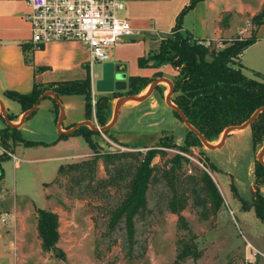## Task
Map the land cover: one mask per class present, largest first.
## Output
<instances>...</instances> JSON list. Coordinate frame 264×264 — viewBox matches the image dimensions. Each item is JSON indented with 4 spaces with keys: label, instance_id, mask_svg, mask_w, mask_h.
Masks as SVG:
<instances>
[{
    "label": "rangeland",
    "instance_id": "rangeland-1",
    "mask_svg": "<svg viewBox=\"0 0 264 264\" xmlns=\"http://www.w3.org/2000/svg\"><path fill=\"white\" fill-rule=\"evenodd\" d=\"M247 34H250L249 30ZM102 65L103 62H97L94 72L98 73ZM162 69L163 74L174 72L170 63L165 64ZM165 81L161 85H165L170 91L171 84ZM129 87V82L121 81L112 92L99 91L93 94L91 90L92 112L88 120L104 127L97 117V108L100 99L107 98L100 103L110 107L105 116L106 125H109L118 99L129 96ZM141 92L140 95L145 93ZM162 93L163 88L159 84L152 96L142 102L140 110L131 106L135 103L130 102L132 100L121 102L120 106L127 107L128 110L120 112L116 127L127 131H160L159 136L163 130H169L178 143H183L187 126L165 102L166 96L165 101L162 99ZM117 94L121 96L115 97ZM139 94L134 96H140ZM62 96L73 99L71 104L74 116H81L84 106V117L87 118L83 95ZM154 100L159 101L156 107L151 106ZM51 102L50 98L44 99L36 113L25 121L22 133L26 139L52 142L56 138L58 128L51 126V118L55 116L48 109ZM14 103L20 108V103ZM20 119H15L16 123ZM76 125L69 130L76 129ZM247 127L245 131L230 133L221 147L209 149L204 144L193 147V154L190 156L192 163L186 165L184 177L195 173V165L204 168L205 159L215 165L216 170L212 171V176L224 198L220 211L216 215L202 217L200 209L191 200L183 211L189 224L188 229L184 228L178 222V215L165 210L161 202L164 184H152L149 201L153 212L144 220L138 221V244L132 254L125 248L123 232L110 233L106 228L108 210L119 197L118 192L111 188L101 194L76 188L70 194L67 190L68 176H57L60 165L94 156V151L82 136L71 138L58 146L20 144L15 149L10 141V148L14 149V153L1 161L4 176L0 179V252L3 253L0 264H264V222L258 223L254 208H242V199L252 202L255 198L254 167L262 148L256 152L252 129ZM221 137L222 135L211 143L217 144ZM93 139L100 152L137 149L146 152L156 145H129L119 141L112 128L93 135ZM89 148L91 150L88 152ZM167 151L165 157L157 156L154 163L165 165V160L176 152L175 149ZM2 152L5 150L0 145V154ZM14 154L16 158L13 157ZM208 170L210 171L209 168ZM97 174L100 177L107 175L102 160L98 162ZM260 192L264 195V184L261 185ZM37 208L58 212L61 233L59 246L66 252V260L42 249L37 230ZM190 237L196 242L200 254L178 262V240H188ZM255 238L260 249L255 246Z\"/></svg>",
    "mask_w": 264,
    "mask_h": 264
},
{
    "label": "trees",
    "instance_id": "trees-1",
    "mask_svg": "<svg viewBox=\"0 0 264 264\" xmlns=\"http://www.w3.org/2000/svg\"><path fill=\"white\" fill-rule=\"evenodd\" d=\"M197 1L191 0L181 11L173 32L161 40L159 48L149 57L139 59L141 66H152L157 68V71L154 77H130L128 95H138L158 76H162L161 66L172 64L176 69L172 101L183 111L191 125L211 142L218 139L226 128L243 124L256 110L264 107V77L248 76L240 61L243 51L256 39L254 29L250 36H238L220 49L212 42L200 41L189 33H183V16ZM252 21L256 26L264 22V8L252 18ZM47 91H53L59 98L69 94L83 95L86 100L87 119L90 117L92 112L90 73L84 79L35 83L33 89L27 93L7 90L5 95L19 102L25 112ZM119 96L121 95H115ZM47 97L54 100L58 120L60 106L52 96ZM106 99L102 98L100 102ZM100 102L97 117L100 124L105 126L107 124L105 116L110 107L102 106ZM174 112L183 121L180 114L176 110ZM8 117L11 121L18 118L13 114H8ZM250 127L254 148L258 150L264 144V109L259 112ZM97 134L99 131L82 124L73 131L62 132L58 136L57 140L82 136L95 154L91 159L60 165L57 176H68L67 190L70 194L76 188L101 194L111 188L118 192L119 197L108 210L106 228L110 233L123 232L125 248L130 254L138 244V221L144 220L153 212L149 201L152 184H164L165 189L161 192L160 199L165 210L178 215L179 224L187 229L189 224L183 211L191 200L194 206L200 209L202 217L216 215L223 206V195L212 176V171L216 170L212 162L205 159L204 168L195 165L194 174L183 176L186 165L192 163L190 159L193 154L192 148L203 146L200 137L188 127L183 143H178L171 131L163 130L158 144L146 152L141 149L100 152L98 144L93 139V135ZM10 141L14 148L20 144L25 146L53 144L26 139L19 127L6 124L0 128V145L5 150L0 154V179L4 176L1 161L10 158L14 153V149L10 148ZM169 149H175L176 152L165 160V165L154 163L157 156L165 157ZM99 160L103 161L107 174L105 177L97 174ZM263 183L264 164L256 158L255 198L252 202L241 198L242 208L245 210L254 208L256 216L264 222V195L260 192ZM37 230L42 249L59 259L66 260V252L59 246L61 233L58 212L37 208ZM115 242L117 243V240ZM196 245L193 237L188 240L179 239L177 261H185L192 255L198 257L200 253Z\"/></svg>",
    "mask_w": 264,
    "mask_h": 264
},
{
    "label": "crops",
    "instance_id": "crops-1",
    "mask_svg": "<svg viewBox=\"0 0 264 264\" xmlns=\"http://www.w3.org/2000/svg\"><path fill=\"white\" fill-rule=\"evenodd\" d=\"M121 1L124 3V9L120 11V15L130 20L136 30V34L130 39L116 43L111 50V59L107 62H112L117 67L116 71L124 75V78L118 80V82H129L132 76L154 77L157 68L141 66L139 59L149 57L152 52L159 48L161 40L173 32L178 15L191 0ZM263 8L264 0H198L184 14L182 31L189 33L197 40L207 43L212 42L220 49L238 36H250L254 29L256 39L243 51L240 61L244 72L248 76L262 78L259 76H264V22L256 26L253 24L252 18L259 14ZM30 11L31 8L26 0H0V128H3L7 124L1 104L7 115L13 114L21 118L24 113L21 104L20 108L17 107L14 103L15 100L5 95V91L7 90L27 93L33 89L35 83L47 84L56 81L84 79L90 73L91 90L93 94L99 92L96 88V81L102 77V69H98V73L94 72L97 62H90L89 49L82 42L52 41L47 43L43 48L34 49L31 42L32 31L26 17ZM248 30L250 32L249 35L247 34ZM163 66L160 67L162 76H158L156 79L163 77L173 82L176 69L174 68L173 73L163 74ZM165 82V80H160L157 83V86L160 84L163 88L162 99L164 101L165 96L169 92L165 85H161ZM147 88L141 94L148 90ZM155 88L144 101L149 96H152L151 94ZM47 98L50 97L44 99ZM44 99L40 101L39 106ZM59 100L65 107V117L62 123V130L64 129V132L65 130H69L71 126L73 127L74 124L88 120L84 117V106L81 116L76 117L73 115L71 104L73 99L71 97L61 96ZM125 101L129 102L130 99H126ZM144 101L138 103V101L132 100L130 102H135L131 106L140 110V106ZM158 105L159 101L157 100H154L151 104L152 107ZM48 109L55 116L51 118V126L54 129L58 128L53 99ZM123 109L128 110L127 107L120 106L117 121L111 127L119 141L138 147L150 146L159 142L160 131H127L117 128L116 126L121 115L120 112ZM16 121L12 120L11 122L17 124ZM25 121L19 126L21 132ZM247 128L245 127L233 132H242ZM55 133L57 134V132ZM60 134L59 132L56 138L48 143L58 146L67 143L71 138L78 137L70 136L66 139L57 140ZM90 150L89 148L88 152ZM258 151L259 149L256 150V152ZM13 157L16 158L15 154ZM18 165L19 163L16 161V166ZM256 218L259 220L258 223L262 221L257 216ZM255 246L259 248L256 238ZM2 255L3 253L0 252V257Z\"/></svg>",
    "mask_w": 264,
    "mask_h": 264
},
{
    "label": "built area",
    "instance_id": "built-area-1",
    "mask_svg": "<svg viewBox=\"0 0 264 264\" xmlns=\"http://www.w3.org/2000/svg\"><path fill=\"white\" fill-rule=\"evenodd\" d=\"M34 49L52 41H80L90 62H107L116 43L136 34L129 19L120 15L121 0H26ZM12 155V154H11ZM256 254V252H255ZM254 254V255H255Z\"/></svg>",
    "mask_w": 264,
    "mask_h": 264
},
{
    "label": "water",
    "instance_id": "water-1",
    "mask_svg": "<svg viewBox=\"0 0 264 264\" xmlns=\"http://www.w3.org/2000/svg\"><path fill=\"white\" fill-rule=\"evenodd\" d=\"M116 69H117V67H115V65L112 62H105L103 64V66H102V77L96 81V88H97L98 91L112 92V91L115 90V86L118 84V80L124 78V75L122 73L117 72ZM160 80H167L171 84V89L168 92V94L166 95V102L168 103V105L172 109L176 110L180 114V116L182 117L185 125L190 130H192L193 132H195L200 137L202 143L207 148H209V149H215V148L221 147L224 144L225 139L227 138V136L230 133H232L235 130H241V129H244L245 127H247V126H250V124L258 116L259 112L264 109V107H261L258 110H256L254 112V114L250 117V119H248L243 124H241L239 126H230V127L226 128L223 131V133L221 134L222 137H221L220 141L217 144H212L211 142L207 141V139L197 129H195L191 125V123L188 121V119L186 118V116L183 113V111L181 109H179L175 105V103L172 101L173 86H174L173 85V82L171 80H169V79H166V78L161 77L159 79H156L152 84H150L149 87H148V90L143 95H140V96L129 95L127 97H121V98H119L118 101H117V103H116V105H115V111H114L113 119H112V121H111V123L109 125H106L104 127H99L96 124H94L91 120H85V121H82V122L78 123L74 128H77L78 126H80L82 124H87V125H89L95 131L104 132L105 130L113 127L114 124L117 121V117H118V114H119V107H120L121 102H123L126 99H130V100L138 101V102L144 101L148 97V95L151 93V91L155 88V86L157 85V83ZM49 95L52 96L55 99V101L60 106V115H59V118H58V131L60 133L64 132L62 130V123H63L64 117H65V110H64V107H63L62 103L59 100V97L53 91H47V92H45L40 97L39 101L31 109H29V110H27V111H25L23 113L20 122L17 123V124H13L11 122V120L9 119L7 113L5 112V109H4L3 105L1 104V107H2V110H3V114H4V117L6 119L7 124H9L11 126H16V127H19L20 125H22L23 122L27 119V117L37 110L40 101L42 99H44L45 97L49 96ZM71 131H72V129L69 130L66 133H69ZM257 159L264 164V144H263L261 150L258 153Z\"/></svg>",
    "mask_w": 264,
    "mask_h": 264
}]
</instances>
